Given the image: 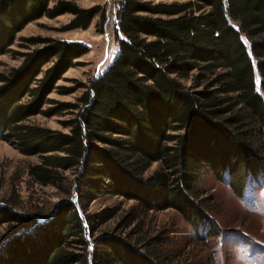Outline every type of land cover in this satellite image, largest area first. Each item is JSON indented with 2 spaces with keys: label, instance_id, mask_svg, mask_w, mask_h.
I'll list each match as a JSON object with an SVG mask.
<instances>
[{
  "label": "trees",
  "instance_id": "trees-1",
  "mask_svg": "<svg viewBox=\"0 0 264 264\" xmlns=\"http://www.w3.org/2000/svg\"><path fill=\"white\" fill-rule=\"evenodd\" d=\"M51 2L0 0V57L41 18L73 15L64 32L87 30L97 17L102 27L108 18L105 7ZM115 2L119 51L79 87L77 103L49 96L89 53L81 42L28 39L46 46L0 73V140L39 158L27 168L32 184L56 187L68 198L48 215L1 208L0 226H17L0 244V264H168L164 251L147 248L138 235H98L116 214H91V205L123 197L135 203L128 227L173 209L215 233L197 201L205 174L240 195L264 187V0ZM47 104L52 109L45 111ZM66 111L75 114L63 123L68 133L29 123ZM155 163L159 169L147 175Z\"/></svg>",
  "mask_w": 264,
  "mask_h": 264
},
{
  "label": "rangeland",
  "instance_id": "rangeland-1",
  "mask_svg": "<svg viewBox=\"0 0 264 264\" xmlns=\"http://www.w3.org/2000/svg\"><path fill=\"white\" fill-rule=\"evenodd\" d=\"M58 1L52 0L50 7H54ZM66 1H72L82 9L105 7L108 12L106 23L99 26L100 19L97 17L87 30L64 32L63 27L74 18L71 14L36 20L17 35L10 52L0 57V73L8 74L19 68L24 61L23 55L46 46L26 42L28 39L81 42L90 47L89 53L76 60V66L64 74L57 84L59 88L49 96L50 100L61 103H77L84 92L79 87L89 85L92 79L98 77L119 51L114 34L118 4L115 0ZM49 66L51 63L46 68ZM256 84L261 92L258 74ZM65 89L76 90L72 94H62ZM50 109L52 104L44 107L45 111ZM74 115L70 111L53 117L38 115L31 118L29 123L68 133L63 123ZM38 161L37 156H25L0 140V209L14 205V211L19 214L48 215L53 213L61 200L68 199L56 187H43L30 182L27 168ZM158 169L159 163H155L147 175H152ZM197 193L198 203L217 227L215 233L195 228L182 213L173 209L150 213L146 218H141L139 224L128 227L130 220H125V217L135 208V203L123 197L100 198L91 205L89 212L98 214L111 210L116 214L98 230V235L107 233L126 239L138 235L140 241H146L147 248L164 251L168 264H264V187H250L240 195L228 181H220L208 172L198 183ZM16 226H0V244Z\"/></svg>",
  "mask_w": 264,
  "mask_h": 264
}]
</instances>
